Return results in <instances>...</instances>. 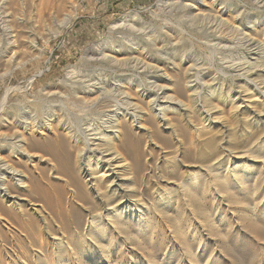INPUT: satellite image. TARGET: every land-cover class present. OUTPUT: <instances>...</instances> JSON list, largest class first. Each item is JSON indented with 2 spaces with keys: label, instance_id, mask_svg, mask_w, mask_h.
I'll return each instance as SVG.
<instances>
[{
  "label": "rangeland",
  "instance_id": "obj_1",
  "mask_svg": "<svg viewBox=\"0 0 264 264\" xmlns=\"http://www.w3.org/2000/svg\"><path fill=\"white\" fill-rule=\"evenodd\" d=\"M217 2L223 5L213 6V10L223 6L229 10L225 19L228 22L226 23L227 27L229 25L230 27L225 29L221 37L224 40L222 45L227 47L222 49L220 47L222 45L213 46V41L216 43L217 39L220 38L217 36H220V34L216 33L214 36V31L211 29L208 20L193 21L189 18L188 11L183 10L177 3H175L176 5H171L170 2L167 3V0H0V132L11 137L12 133L17 132L19 129L21 130L19 126L25 122L30 123L33 119V123L35 121L36 123L37 121L41 123L46 120V118H42L44 116L47 117L50 110H59L58 115L66 114V120L71 126L74 124L78 126L79 120H86L78 105L73 104L76 99L71 91L72 86H69L74 83V78L70 77V71L75 69L76 72L85 76L107 74L109 76L108 80L110 79L109 82H114L115 78L120 76L121 73L115 72L110 64L101 60V46L104 43L108 45L112 43L113 46H111L113 48H121L127 51L128 43L135 41L138 46H141V50L145 48L140 57L144 58L147 56L153 59H165L163 61L169 66L168 68L172 66L168 62L169 60L166 61V58L171 57L172 59L173 57L176 64H180V59L184 57L186 62L184 61L182 65L186 64L189 59H195L199 64L194 73L199 71L200 75H195L202 79V83L208 80L211 81V79L214 80L215 87L221 86L220 90H222L220 93L224 97L227 96L228 90L238 92V85H245L246 79L240 76L241 74H237L234 65H238L242 58L246 60L252 59L255 50L253 46H248L243 42V36L241 35L243 31H236L235 29L232 31L231 26L237 25L244 29L249 26L248 23L251 19H264V7H262L264 4H260L259 0H217ZM127 14L135 15L136 24H138L139 28H127L125 31L124 29H119L111 33L110 28L112 25ZM68 18L69 21L66 22ZM13 36H16L15 39ZM213 36L216 38H213ZM254 36L264 42V31H260ZM154 40H158V47L162 46L161 52L163 53L160 52L161 55L156 54V56L151 53L150 47ZM167 53L169 54L166 55ZM235 60L238 62L235 63ZM189 65L190 63L186 64V66ZM149 69L146 70L147 72L145 71L146 73L143 72L141 74L139 80L145 84L148 94H156V90L153 92L150 86L151 82L154 81L153 77L158 74L152 68V70ZM125 74L133 81L137 79L131 71H127ZM168 74L173 76L183 88L182 94H176V97L189 105L193 117L191 121L193 125L200 129H187L186 135L188 138L185 136V144L180 147L179 145L177 147L176 142L170 140L167 145L159 141L160 148L152 145L146 148L144 146L145 137L142 136V133L141 135L139 134L142 142L141 154L144 167L149 169L151 166L153 167V170L145 171L155 170L151 172L156 175L157 167H160L167 174L162 182L147 183L151 188L150 194L145 197L147 198L145 199L147 204L149 206L154 204L152 192L159 188L169 193H176L177 196L173 199L170 208L157 209L153 213L154 215L158 213V216L161 217L160 219L158 218L157 223L159 230L163 228L167 234L168 231L174 233L173 229H175L174 231L177 232L175 236H178V229L189 232L187 228L190 224L199 228L200 219L205 214L204 217L208 220V226L206 228L207 234L203 237L207 238L206 242L209 246L242 249L263 246L264 231L261 232V230H264V148L256 153L257 159L255 162L259 169H257L256 176L247 180L245 185L240 184L239 186L233 179H228L224 186H221L222 184L220 183L219 186L214 185L220 194L218 197L211 195V185L209 183H205L204 194L198 193L199 190L195 186L190 188V191L181 193L178 190V186L183 183V178H185L183 175L186 172L185 168L182 169L181 173L183 176H181L179 181L177 180L178 183H170L176 180L173 178L175 174L173 165L175 164L176 155L180 154L182 150L188 152L192 159L195 157L196 151H205L204 153L209 154L214 159L210 160V163L208 162L206 166H210L215 160L229 155L232 151L231 154L234 158H239L240 155L241 157L248 156V154H244L254 150L255 145L264 140L263 99L260 96L257 97L258 100L252 108L254 112L261 114H259L261 118L257 117L258 121L256 117H253L254 115L251 111L244 114H235L230 106L215 102L217 105L219 104L220 110L217 116L218 123L204 122L199 117L197 110L203 106L204 97L208 95V88L206 86L203 87L202 83L198 84L202 98H199V101L197 100L195 103L191 101V103L190 100L192 99L189 98L184 87L183 76L170 69ZM249 79L258 80L257 75H252ZM249 87L252 89L251 86ZM53 92L56 93L55 96ZM143 108L148 113L147 121L145 122V125L148 126L147 128L153 129L157 134H165L163 127L152 114L149 105L147 103L143 104ZM92 116L94 117V115ZM35 118L36 120H34ZM32 136L42 144L41 148L34 152L42 155L44 159L51 160L50 163L38 162L35 168L30 169L34 172L32 174H40L42 176V187H44L41 192L35 193L32 199L41 205H45L47 199L56 201L63 214L65 227L60 232L61 236L55 232L52 234L53 232L44 228L42 217L45 214L35 213L30 208H28L29 211L26 210V218L15 219L11 225L1 222L0 264H87L88 258L84 259L82 252H85L88 256L90 247L84 245L86 239L84 227L70 226L73 217H75V214L71 211V205L74 203L72 201L71 188L62 180L65 177L61 174V171L59 173L58 170L51 175L53 173L51 172L52 166L57 168L59 162L63 161L64 158L59 144L54 140V136L48 132L41 135L35 131ZM50 147H53L57 152V157L50 154L51 152L48 151ZM57 148L60 150L57 151ZM0 155L5 157L9 155L8 148L3 147L1 140ZM234 158L232 162H246L245 158L238 160ZM188 164L189 166L198 165L196 159H194V163ZM226 167L233 169L236 165L233 166L229 163V165L226 164ZM194 170L192 168L190 172ZM78 213L85 221L86 216L83 209L79 206ZM220 220H224L223 223ZM22 221L24 224H22ZM241 221L244 223H241ZM249 221L251 222L248 223ZM252 222L257 227L260 226L258 229H263L258 230L256 226H253ZM174 225L176 228H174ZM212 232L214 236H212ZM62 235L65 237L64 241L66 243L64 245L57 243ZM194 237L190 234L185 238V241L195 246L199 245L201 241L203 242L202 239L199 240ZM94 240L96 242L97 239L94 238ZM167 241L170 247V240L168 239ZM131 244L132 242L127 245V248L130 246L131 254L125 259V263L144 264V259L140 254L145 256L144 253H149V248L145 247L144 244L140 245L135 242ZM136 245L137 248H135ZM82 247H84V251ZM143 248L147 249V251ZM124 250V248L121 249L123 252ZM115 254L116 251H113V255ZM248 258L249 256H242L240 261L248 263L250 261V258ZM76 261L77 263H75ZM227 263L234 264L236 261L228 259Z\"/></svg>",
  "mask_w": 264,
  "mask_h": 264
},
{
  "label": "bare ground",
  "instance_id": "obj_2",
  "mask_svg": "<svg viewBox=\"0 0 264 264\" xmlns=\"http://www.w3.org/2000/svg\"><path fill=\"white\" fill-rule=\"evenodd\" d=\"M169 2L171 5L177 3L183 10L188 11L189 18L193 21L208 20L211 29L214 31V36L216 33L220 34V36H217L220 37L217 39V42L215 43V41H213V46H220L224 43L221 37L225 29L230 27V25L227 27L226 23L228 22L227 19H225L229 10L224 6L217 10H213V6L216 7L223 4H219L217 0H167V3ZM259 2L260 4H264V0H259ZM67 21H69V18L66 19V22ZM136 22L135 15L127 14L112 25L110 28L111 33L119 29H124V31L127 28L138 29L139 27ZM248 24L249 26L244 29H241V27L237 25L231 26L232 31L233 29L236 31H243L241 33L243 42L248 46H253L255 54L250 60L242 58L240 63L236 60L234 61L235 63L238 62L236 66L234 65L235 63L233 64L237 74H241L240 76H243L246 82L245 85H238V92L228 90L229 92H227L226 97L220 93L222 90H220L221 86L218 87L219 89L215 87L216 84L214 80L211 79V81L201 82L202 79L198 77V75H200L199 71L194 73L199 64L195 59H189L186 64L190 63V65L186 66L185 63L182 65L186 60L184 57L180 59V64H176L174 58L172 57V60L171 57H169L166 58V61L169 60L168 62H170L172 67L168 68L169 66L164 62L165 59L159 57V59H153L147 56L144 58L140 57L145 48L141 50V46H138L135 41L130 44L128 43L129 47L127 51L121 48H113L112 43L110 45L104 43L101 46V60L110 64L115 72L121 73L120 76L115 78L114 82H109L110 79L108 80L109 76L107 74L104 75L99 73L100 76H85L84 74L76 72L75 69L70 71V77L72 76L74 78V83L69 86H72L71 91L76 99L73 104L78 105L86 120H79L78 126L76 124L71 126L66 120V114L58 115L59 110H50L49 113L46 111L48 113L47 117H41L42 119L46 118V120L41 123H38V121L37 123L36 121L33 123V119L30 123L25 122L19 126L21 130L19 129L17 132L12 133L11 137L0 132L1 143L3 147H7L9 150V155L6 157L0 155V223L5 222L11 225L12 221L15 219L21 217L23 219L27 214L26 210L30 208V210L32 209L35 213L45 214L44 217H42L44 228L47 231L53 232L52 234H54V232L60 234L65 227V221L62 217L63 214L61 213L59 204H56V201L47 199L45 205H41L37 204V201H33L32 199L33 195L41 192L44 187H42V176H40V174H32L33 171L30 169L35 168L38 162H51V160L44 159L42 155L34 152L35 150H39L42 144L32 135L35 131L41 135L48 132L54 136V140L59 144V148L64 156L63 161L60 160L61 162H59L57 168L51 165V172H53L51 175L58 170L59 173L61 171V174L65 177L62 178V180L71 188L72 195H70L73 197L72 201L74 202L71 205V211L75 214V217H73L70 226L84 227V236L86 238L84 245L90 247L88 256L85 252H82L84 259L88 258L87 264H127L125 263V259L131 254L130 246L127 248V245L131 242L132 244L133 242L140 245L144 244L145 247L149 248L148 255L145 252L147 251L145 248H143L145 250V256L140 254L144 259V264H228V259L236 261L234 264H264V245L244 249L227 248L225 246H209L206 242L207 238L203 237L207 234L206 228L208 226V220L204 217L205 214H203L202 219H200L199 228L192 224L189 226L187 225L189 232L178 229V236H175V233H177L174 231L175 229H173L174 233L168 231L167 234L163 228L159 230L160 228L157 226V223L158 218L160 219L161 217L158 216V213H156V215L153 213L156 212L157 209L170 208L173 199L177 196L176 193H169L159 188L152 192L155 205L149 206L147 204L145 200L147 198L145 197H147L151 191L147 183L162 182L167 174L160 167H157L158 169L156 168V175L152 174V172L155 171H152V166L150 168L152 172L145 171L150 169L144 167L141 154L142 142L140 139L142 133V136L145 137L144 139L146 140H144V146L146 148L150 145L160 148L159 141L167 145L170 140L176 142L177 147L178 145L180 147L185 144L187 129H200L197 128L196 125H193L191 121L193 117L189 105L176 97V94H182L183 88L173 76L168 74L169 69L183 76L184 87L188 93L187 95L192 99H188L190 102L192 101L195 103V101H199V98H202L198 84L202 83L203 87L206 86V88H208V95L204 97L205 102L202 104L203 106L197 110L199 117L204 122L218 123L217 116L220 110L219 104L217 105L215 102L230 106L235 114H244L251 111L254 115L253 117H256V119L257 117L261 118L259 117L260 113L254 112L252 108L255 106L258 100L257 97L259 96L263 99L262 102L264 103V42L254 35L260 31H264V19L253 18ZM214 36L213 38H216ZM13 37L15 39L16 36ZM235 39H237V37ZM158 40H154L150 47L151 53L155 55H161V53H163L161 52L162 46L158 47ZM222 46H220L221 49L227 47L226 45ZM228 48L230 47L228 46ZM168 54L169 53L166 55ZM152 61L153 63H151ZM149 68H152L154 72L158 74L153 77L154 81L151 82L150 86L153 92L156 90V94H148L145 89V84L139 80L141 74ZM225 68H227V66H225ZM127 71L133 72V76L137 79L135 81L131 80L128 75L125 74ZM252 75H257L258 80L249 79ZM249 86H251L252 89ZM55 94L56 93H54V96ZM74 95L72 97H74ZM146 103L151 108L152 114H154L159 121L161 127H163L165 134H157L153 129H149L147 128L148 126L145 125L148 113L145 112L143 104ZM92 115H94V117ZM36 118L34 120H36ZM262 148H264V140L260 143L258 142L254 150L246 153L244 152V155L248 154V156L241 157L240 155L239 158H234L231 154L232 151L229 155L215 160L210 166H206V164L213 158H211L209 154L204 153L205 151H196L195 157L192 159L188 152L182 150L180 154L176 155L175 164L173 165L175 169L173 178L176 180L170 183H178L181 176L184 175L185 178H183V183L181 182L182 184L178 186V190L181 191V193L190 191V188L195 186L199 190L198 193L204 194L205 183H209L211 185V195L213 197H218L220 194L214 185L219 186L220 183L222 184L221 186H224L225 183L228 182V179L235 180L236 184L239 186L240 184L245 185L247 180L256 176L255 174L259 170L255 162L257 159L256 153L260 152ZM48 149V151L51 152L50 154L56 157L58 156L53 147ZM60 149L57 148V151ZM233 158L236 160L245 158L246 162H232ZM194 159H196L198 165L189 166L188 163H194ZM229 163L233 166L236 165V167L233 169L226 167V164L229 165ZM184 168L186 172L182 175L181 172ZM192 168L195 170L190 172ZM78 206L84 211L86 216L85 221L78 215ZM234 210L236 209L234 208ZM223 221L224 220H220L221 223H223ZM243 221H241V223ZM250 222L251 221L248 223ZM22 224H24L23 221ZM256 224L258 223L256 222ZM253 226L256 225L253 223ZM174 228H176L175 225ZM256 228L258 229L260 226H256ZM196 230H198L197 233ZM262 231L264 230H261V232ZM189 233L195 236V239H202V244L200 243L195 246L185 241V238L190 235ZM212 236H214L213 232ZM64 238V235H62L57 243L64 245L66 243ZM94 238L97 239L96 242ZM168 239L170 240V247L167 244ZM122 248L125 249L124 252L121 251ZM135 248H137V245ZM82 250L84 251V247H82ZM113 251H116L115 255H113ZM242 256H249L250 261L247 260L249 261L248 263L242 260L240 261ZM75 263H77V261Z\"/></svg>",
  "mask_w": 264,
  "mask_h": 264
}]
</instances>
